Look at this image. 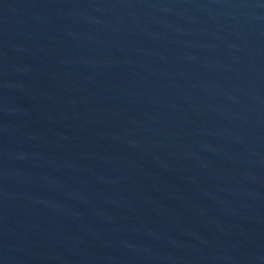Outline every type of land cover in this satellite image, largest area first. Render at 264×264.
Segmentation results:
<instances>
[{
    "label": "water",
    "instance_id": "1",
    "mask_svg": "<svg viewBox=\"0 0 264 264\" xmlns=\"http://www.w3.org/2000/svg\"><path fill=\"white\" fill-rule=\"evenodd\" d=\"M0 264H264V0H0Z\"/></svg>",
    "mask_w": 264,
    "mask_h": 264
}]
</instances>
